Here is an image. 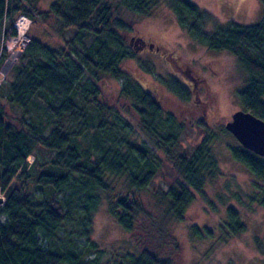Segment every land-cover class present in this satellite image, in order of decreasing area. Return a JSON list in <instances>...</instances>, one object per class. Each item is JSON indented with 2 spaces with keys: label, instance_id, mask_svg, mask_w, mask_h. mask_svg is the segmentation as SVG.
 Wrapping results in <instances>:
<instances>
[{
  "label": "trees",
  "instance_id": "trees-1",
  "mask_svg": "<svg viewBox=\"0 0 264 264\" xmlns=\"http://www.w3.org/2000/svg\"><path fill=\"white\" fill-rule=\"evenodd\" d=\"M40 1L0 0V66L8 55L3 41L17 35L20 15L37 24L50 21L62 38L52 45L29 32L0 82V264H171L146 248L104 257L106 249L92 237L93 214L106 200L118 224L133 231L147 212L127 193H108L115 184L146 189L165 161L172 180L160 200L168 217L182 219L196 198L211 203L205 187L220 174L214 143L220 133L233 139L225 145L231 158L253 177L248 199L264 207V155L243 147L225 126L216 130L201 118V138L187 151L183 122L121 66L135 54L125 39L134 27L121 14L144 17L164 4L193 41L238 60L245 74L239 106L264 119V0L257 22L228 19L214 22L211 31L204 30L209 13L191 0H51L39 7ZM152 68L146 65L147 72ZM103 76L123 78L120 92L139 119L141 135L102 94ZM162 84L180 101L191 100L190 85L177 77ZM5 105L18 112L17 125L6 119ZM233 195L242 202L240 193ZM225 222L233 235L246 228L233 202L226 205ZM192 231L199 234L196 225Z\"/></svg>",
  "mask_w": 264,
  "mask_h": 264
},
{
  "label": "rangeland",
  "instance_id": "rangeland-1",
  "mask_svg": "<svg viewBox=\"0 0 264 264\" xmlns=\"http://www.w3.org/2000/svg\"><path fill=\"white\" fill-rule=\"evenodd\" d=\"M50 1L41 0L39 7L46 6ZM191 1L205 9L211 17L204 24L205 31L213 30L214 22L233 19L250 24L257 22L262 15L261 0ZM121 15L134 27L125 39L135 49L134 56L126 58L121 66L183 122L185 129L181 141L187 151H191L201 138L196 124L200 118L217 130L231 119L234 111L242 109L237 100V90L243 86L245 74L232 54L209 49L193 41L164 4H159L148 16L137 18L126 12ZM24 19L26 21L21 23L20 28L19 21L23 22ZM15 25L17 35L3 41V47L8 51L6 59L16 49L19 53L15 60L19 57L29 39V32L52 45L62 42L50 21L37 24L26 15H20ZM139 36L145 42L142 46L136 41ZM148 42L152 43V47ZM150 63H153V68L147 72L146 65ZM12 64L3 73L0 82ZM172 75L190 85L192 98L189 102L180 101L162 84ZM122 81L123 78L103 76L102 94L130 121L136 134L141 135L139 119L129 99L120 92ZM5 109L6 119L17 125L18 112L7 105ZM219 137L214 143L220 174L205 187L211 203L196 198L180 220L168 217L160 200L162 190L167 189L172 180L167 161L144 190L128 191L120 184L114 185L108 193L109 198L127 193L137 199L149 217L141 216L134 230L126 231L108 211L107 202L103 200L93 214L92 237L106 249L104 257L121 258L120 255L126 250L146 248L162 258H170L171 264H264V207L258 201L250 202L248 199L252 194L250 182L253 177L241 163L231 158L225 145L226 142L233 143V139L224 133H220ZM32 160L33 155H29L27 161ZM233 193L241 194V203L237 204ZM0 195L3 196L1 191ZM256 196L260 197L259 194ZM228 202L238 206L246 224L245 230L235 235L224 226ZM193 225H196L199 234H193ZM256 237H261L263 244L260 242L258 245Z\"/></svg>",
  "mask_w": 264,
  "mask_h": 264
},
{
  "label": "water",
  "instance_id": "water-1",
  "mask_svg": "<svg viewBox=\"0 0 264 264\" xmlns=\"http://www.w3.org/2000/svg\"><path fill=\"white\" fill-rule=\"evenodd\" d=\"M224 126L243 147L264 155V119L248 110L238 109ZM3 202L4 196L0 195V205Z\"/></svg>",
  "mask_w": 264,
  "mask_h": 264
},
{
  "label": "bare ground",
  "instance_id": "bare-ground-1",
  "mask_svg": "<svg viewBox=\"0 0 264 264\" xmlns=\"http://www.w3.org/2000/svg\"><path fill=\"white\" fill-rule=\"evenodd\" d=\"M26 20L24 19L23 22L19 21V27L21 28V23H24ZM19 50L16 49L14 50L12 53L9 54V56L7 57V59L5 60L1 70H0V79L1 76L3 75V73L9 68V66L13 63V61L15 60L16 56L18 55Z\"/></svg>",
  "mask_w": 264,
  "mask_h": 264
},
{
  "label": "flooded vegetation",
  "instance_id": "flooded-vegetation-1",
  "mask_svg": "<svg viewBox=\"0 0 264 264\" xmlns=\"http://www.w3.org/2000/svg\"><path fill=\"white\" fill-rule=\"evenodd\" d=\"M139 42L141 43V46H142V39H140ZM144 44H145V42H144ZM148 45H149V47H152V43H149V42H148Z\"/></svg>",
  "mask_w": 264,
  "mask_h": 264
}]
</instances>
